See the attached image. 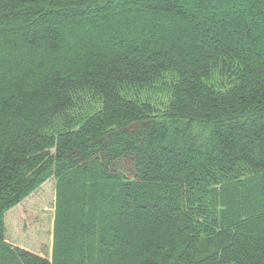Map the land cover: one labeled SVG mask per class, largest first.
I'll return each mask as SVG.
<instances>
[{"label": "trees", "instance_id": "1", "mask_svg": "<svg viewBox=\"0 0 264 264\" xmlns=\"http://www.w3.org/2000/svg\"><path fill=\"white\" fill-rule=\"evenodd\" d=\"M0 264H264V0H0Z\"/></svg>", "mask_w": 264, "mask_h": 264}, {"label": "rangeland", "instance_id": "2", "mask_svg": "<svg viewBox=\"0 0 264 264\" xmlns=\"http://www.w3.org/2000/svg\"><path fill=\"white\" fill-rule=\"evenodd\" d=\"M163 82L168 80L163 79ZM135 91L127 88L128 94L154 104L165 102L164 83ZM166 87V86H165ZM163 102V103H162ZM55 181H45L38 189L4 214L5 243L47 258L51 257L54 224Z\"/></svg>", "mask_w": 264, "mask_h": 264}]
</instances>
